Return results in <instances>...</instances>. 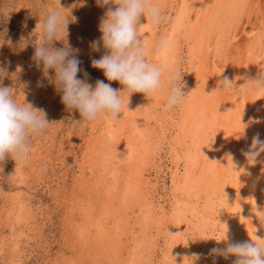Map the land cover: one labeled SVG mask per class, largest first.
<instances>
[{
  "label": "rangeland",
  "instance_id": "obj_1",
  "mask_svg": "<svg viewBox=\"0 0 264 264\" xmlns=\"http://www.w3.org/2000/svg\"><path fill=\"white\" fill-rule=\"evenodd\" d=\"M153 3L160 7L163 19L153 28L141 18L139 34L147 59L166 64L168 72H179L184 85L189 76L182 37L177 40L174 59L164 62L161 52H155L162 36H169L176 0ZM109 7L116 6H101L97 0H0V86L13 88L19 103L43 109L50 123L44 134L31 135V152L25 160L8 157L0 161V264H180L184 246L176 241L172 251L168 245L173 227L153 224L159 217L151 223L146 220L128 193L138 180L136 186L144 181L140 170L145 165L137 155L141 159L157 137L158 120L166 111L167 83L151 99L143 93L128 99L122 93L125 102L118 122L107 117L87 122L78 110L62 103L55 70L45 73L43 64L34 59L41 25L50 11L59 9L70 16L66 40L81 61L77 78L93 87L102 80L123 90L118 81H108L102 70L92 66L93 59L108 52L99 25ZM93 42H99L98 50ZM53 46L65 45L57 40ZM178 110L176 106L171 111L175 115ZM131 150L137 160L130 156ZM170 165L166 160L156 166L158 185L156 171L151 177L150 191L157 188L155 197L164 198L166 213L172 202ZM145 188L142 184L141 192L146 195ZM152 238L156 245L149 250ZM166 252L172 260L164 257Z\"/></svg>",
  "mask_w": 264,
  "mask_h": 264
},
{
  "label": "bare ground",
  "instance_id": "obj_2",
  "mask_svg": "<svg viewBox=\"0 0 264 264\" xmlns=\"http://www.w3.org/2000/svg\"><path fill=\"white\" fill-rule=\"evenodd\" d=\"M175 4L176 18L167 30L175 47L160 55L164 62L174 59L182 37L189 76L182 91L187 96L175 115L172 109L165 111L150 150L141 159L137 155L145 165L140 170L141 186L150 193L141 192L138 179L128 193L146 220L151 223L159 217L153 224L173 227L168 245L172 251L176 241L184 246L180 264H234L235 256H217L211 249L252 242L255 234L264 238L259 218L264 217V153L255 164L243 154L257 133L264 140V90L255 91V85L235 93L217 89L225 76L238 89L264 72V0H176ZM130 156L137 160L134 151ZM166 160L171 164L172 186L168 213L162 206L164 198L155 197L157 188L150 191L155 171L159 183L156 166ZM226 235L227 240L217 242ZM149 242L151 250L156 243L153 238Z\"/></svg>",
  "mask_w": 264,
  "mask_h": 264
},
{
  "label": "clouds",
  "instance_id": "obj_3",
  "mask_svg": "<svg viewBox=\"0 0 264 264\" xmlns=\"http://www.w3.org/2000/svg\"><path fill=\"white\" fill-rule=\"evenodd\" d=\"M101 6L109 7L101 19L99 30L102 41L108 50L100 59H93L92 66L103 71L108 81H118L123 90L114 89L111 84L97 80L95 87L77 78L81 61L73 55V50L67 43L70 19L63 11H50L41 25V40L35 48L34 59L43 64L45 73L55 70V83L62 92V103L68 109L78 110L82 120L93 122L101 117L118 122L121 119L124 97L128 99L134 93H143L152 98L166 82L169 88L166 110L183 104L187 96L182 91L179 72H168L163 63H149L144 39L139 34L141 18H145L153 28L162 22L160 7L153 0H97ZM64 9V8H63ZM65 10V9H64ZM61 40L64 47L56 48L53 42ZM98 43L93 47L98 50ZM175 41L168 36H162L156 53L171 51ZM88 77V73H84ZM218 91L235 93L247 90L255 85V91L264 90V72L256 80H246L237 89L227 76L221 81ZM50 123L43 109L34 108L31 103H19L13 93V88L0 86V161L11 157L16 162L25 160L31 152V135H42ZM261 153H264V140L259 133L253 139L250 149L243 154L249 163L255 164ZM237 172V171H236ZM264 214V212H261ZM264 223V217H259ZM257 231V229H256ZM227 235L224 239L227 240ZM252 242H229L225 248H213L211 253L217 256H235L234 264H264V238L255 234Z\"/></svg>",
  "mask_w": 264,
  "mask_h": 264
}]
</instances>
